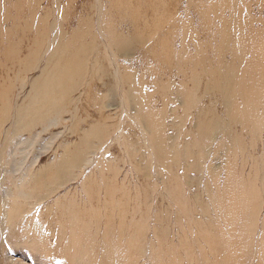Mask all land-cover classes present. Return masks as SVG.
<instances>
[{"label":"rangeland","instance_id":"1","mask_svg":"<svg viewBox=\"0 0 264 264\" xmlns=\"http://www.w3.org/2000/svg\"><path fill=\"white\" fill-rule=\"evenodd\" d=\"M119 1L0 0V264H264V0Z\"/></svg>","mask_w":264,"mask_h":264},{"label":"bare ground","instance_id":"2","mask_svg":"<svg viewBox=\"0 0 264 264\" xmlns=\"http://www.w3.org/2000/svg\"><path fill=\"white\" fill-rule=\"evenodd\" d=\"M128 0H121V1H119L118 3H117V6H118V9L119 10H122L123 9V7H122V3H124V2H127ZM81 5H83L82 3H81ZM128 14V17H130V18H134V19H140V18H142V15L141 14H137L136 13V16H134L133 14H131V12H129V11H127L126 12V15ZM150 18H152V15L150 16ZM200 18V17H199ZM220 20H222V19H220ZM226 20H228V19H226ZM226 22V21H225ZM121 25H123V23L121 24ZM24 29H25V27H24ZM231 29V28H230ZM149 31L150 32H152V27L149 29ZM240 35V34H239ZM242 36H244V35H242ZM122 42L124 43V44H128V41L127 40H124V39H122ZM249 43H251V40H246V41H243V42H241V43H238V45H237V47L239 48V49H242V48H246L248 45H249ZM254 43V42H253ZM222 45L224 46V49L225 50H231L230 49V46H229V43H222ZM263 47H264V45H262ZM5 53V51H3L2 50V48H1V46H0V55H1V57H0V61L2 60L3 61V56H4V53ZM6 54H7V56H8V51L6 52ZM174 55V54H173ZM6 59H7V57H6ZM146 61L147 62H149V60L148 59H146ZM173 62H175L176 63V61H173ZM2 71H3V64H2V62H0V72L2 73ZM179 72H181V73H183L184 74V72L183 71H179ZM6 75H7V73H6ZM185 75V74H184ZM186 76V78H180V81H181V83H183V82H187V81H184V80H186V79H188V80H190V81H188L192 86L191 87H195V83L193 82V81H195V79L194 80H192V77L193 76H188V75H185ZM189 77V78H188ZM3 79H5L4 77L3 78H0V80H3ZM192 80V81H191ZM2 82V81H1ZM165 83H162V85H164ZM166 85V84H165ZM240 94H242V96L240 95ZM240 98H242L243 99V102L245 103V105L246 106H248L249 108H250V104L251 103H248V102H251V98H250V101H249V97L247 96V95H243V93H241L240 92ZM228 100H230L229 101V103L231 102V98H229ZM229 105V104H228ZM246 111V110H245Z\"/></svg>","mask_w":264,"mask_h":264}]
</instances>
